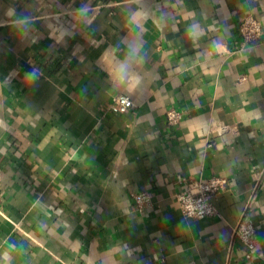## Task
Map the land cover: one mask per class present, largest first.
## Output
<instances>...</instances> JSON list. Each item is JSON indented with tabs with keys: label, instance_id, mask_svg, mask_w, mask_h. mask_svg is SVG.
<instances>
[{
	"label": "crops",
	"instance_id": "crops-1",
	"mask_svg": "<svg viewBox=\"0 0 264 264\" xmlns=\"http://www.w3.org/2000/svg\"><path fill=\"white\" fill-rule=\"evenodd\" d=\"M178 174L228 178L220 216L186 217ZM0 264H264V0H0Z\"/></svg>",
	"mask_w": 264,
	"mask_h": 264
},
{
	"label": "built area",
	"instance_id": "built-area-1",
	"mask_svg": "<svg viewBox=\"0 0 264 264\" xmlns=\"http://www.w3.org/2000/svg\"><path fill=\"white\" fill-rule=\"evenodd\" d=\"M239 32L244 44L258 40L263 33L261 21L253 14L244 15L239 23ZM134 106L130 96L118 94L110 103L108 110L112 113L124 114ZM167 122L169 126H175L181 122L182 111L176 108L167 110ZM177 181L183 188L176 193V200L183 214L188 218H213L220 216L214 203V197L227 192L232 187L231 181L223 176H212L206 180H195L177 175ZM258 185V184H257ZM259 185L247 197L245 213L238 222L234 235L246 250V258L252 259L260 254L261 237L258 225L250 217L258 199ZM139 208H146L151 204L152 194L148 191L133 195Z\"/></svg>",
	"mask_w": 264,
	"mask_h": 264
},
{
	"label": "clouds",
	"instance_id": "clouds-1",
	"mask_svg": "<svg viewBox=\"0 0 264 264\" xmlns=\"http://www.w3.org/2000/svg\"><path fill=\"white\" fill-rule=\"evenodd\" d=\"M121 76L123 77V70H122V72H121Z\"/></svg>",
	"mask_w": 264,
	"mask_h": 264
}]
</instances>
